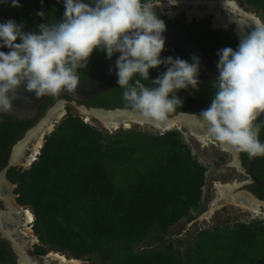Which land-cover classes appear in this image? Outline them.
Wrapping results in <instances>:
<instances>
[{"label":"trees","instance_id":"obj_1","mask_svg":"<svg viewBox=\"0 0 264 264\" xmlns=\"http://www.w3.org/2000/svg\"><path fill=\"white\" fill-rule=\"evenodd\" d=\"M248 2L264 11V0ZM19 3L20 7H12L10 0H0V23L14 20L25 32L38 33L39 25L55 24L64 16V5L55 0ZM40 12L44 16L38 15ZM164 23L197 41L215 64L219 50H235L240 43L233 26L214 29L209 20L187 24L183 15ZM0 50L10 51L7 47ZM161 57L194 62L183 48L171 43H165ZM107 59L105 52L96 50L88 66L78 70L80 79L91 77ZM165 71V65L150 69L149 80L143 83L155 87L151 81ZM198 79V91L189 87L175 93L183 103L171 116L179 111L200 114L210 106L216 84L201 68ZM123 92L117 82L85 103L108 109L130 108ZM61 96H49L41 114ZM34 122L0 113V163ZM58 131H52L47 139L39 164L16 175L23 188L28 185L33 191L28 202L47 235L79 248L81 253L110 254L116 241L138 235L140 229L151 230L153 239L161 240L164 231L200 199L205 168L177 133H119L106 142L100 131L77 117L67 118L61 133ZM260 141L264 143V126ZM241 154L243 164L249 167L250 157ZM254 172L262 185L256 182L249 188L264 198V156H256ZM200 237L185 256L150 245L139 254L129 255L124 264H264L263 230L206 231ZM4 246L0 240V264H9Z\"/></svg>","mask_w":264,"mask_h":264},{"label":"clouds","instance_id":"obj_2","mask_svg":"<svg viewBox=\"0 0 264 264\" xmlns=\"http://www.w3.org/2000/svg\"><path fill=\"white\" fill-rule=\"evenodd\" d=\"M10 3L21 6L19 0ZM94 3L93 7L84 0H64L63 19L39 25L38 33L25 32L14 20L0 23V48L10 49L0 51V113L13 110L22 86L37 97L74 92L80 84L78 70L100 50L108 59L120 53L117 82L131 110L147 124L169 126L183 103L175 93L189 87L199 90V57L194 56L193 63L161 57L166 25L155 15L151 0ZM252 29L240 30L237 49L218 51L215 95L198 115L211 139L250 158L264 156V143L258 138L264 126V22ZM161 65L166 71L151 81L155 87L146 86L143 81L149 80L150 69Z\"/></svg>","mask_w":264,"mask_h":264},{"label":"rangeland","instance_id":"obj_3","mask_svg":"<svg viewBox=\"0 0 264 264\" xmlns=\"http://www.w3.org/2000/svg\"><path fill=\"white\" fill-rule=\"evenodd\" d=\"M156 1H170V0H151V3ZM178 1V0H173ZM245 10L252 11L264 22V11L253 6L248 0H236ZM62 102L66 113L64 117L57 119L51 131L45 134L43 148L37 156V159L28 166L21 164V161L11 163L6 170V179L11 187V196L18 206L29 208L34 214L32 226L33 234L37 237V243L26 244L27 249H31L36 255H48L50 251H57L61 254L78 259L77 264H124L127 257L133 254H139L148 247H153L156 250H163L165 252L176 253L179 252L185 256L187 249L193 246L201 237L200 235L206 231L226 230V232L240 230H255L260 229L264 231V203H259L261 208L259 212H253L250 208H244L229 199L221 200L219 206L215 208L212 213H209L212 204L219 195L216 186L217 181L223 183H232L229 190L231 195H235L241 190H249L248 184L252 182L250 175L235 163V154L233 151L226 149L218 142L205 144L197 133L191 132V126L185 121H182L180 126H174L170 129L157 128L154 125L147 124L143 121H128L126 126L122 124L117 129L108 128L99 117L82 108L83 105L77 101L69 99H57L52 105L48 107L49 110L54 108L57 104ZM88 112V113H86ZM90 116L88 119L87 117ZM177 116V115H176ZM69 117L80 118L84 123L96 128L100 131L104 140L109 139L119 133H147L150 135H163L166 133H177L183 141L190 147L193 156L204 166V181L201 187L200 199L196 205L192 206L187 214H185L179 221L171 225L162 234V239H153L151 230H141L138 235L129 237L126 240H118L115 242V248L110 254L101 252L81 253L80 249L68 244L59 242V238H54L47 235L45 229L37 223L33 206L28 202L32 198V190L30 186L26 185L23 188L21 179L17 178L16 173L28 171L36 167L39 160L44 154L47 139L52 131L59 130L64 125ZM125 125V126H124ZM137 137V136H135ZM36 165V166H35ZM243 166V163L241 162ZM236 183V184H235ZM248 183V184H247ZM260 198V197H259ZM264 199V198H260ZM232 202V203H231ZM262 210V211H261ZM207 213V214H206ZM65 253V254H64ZM111 257V258H110ZM225 262V259H223Z\"/></svg>","mask_w":264,"mask_h":264},{"label":"bare ground","instance_id":"obj_4","mask_svg":"<svg viewBox=\"0 0 264 264\" xmlns=\"http://www.w3.org/2000/svg\"><path fill=\"white\" fill-rule=\"evenodd\" d=\"M169 2L173 4H170ZM169 2H166V4L164 3L161 4L164 11L167 13L173 14L181 9H186L189 14H193V13L203 14L205 12H212L214 13L213 19L216 24L227 23L229 21H238L244 28L243 22L246 20H250L249 24L251 25L253 24L256 25L257 22H263L262 19H260V17L257 16V14L253 13L252 11L245 10L236 0H186V1L184 0L181 2L179 0L178 1L170 0ZM244 30L246 29L244 28ZM61 104L63 103L61 102L60 104H57L54 108H52L51 111L48 113L47 117L44 118L35 128H33L29 132L28 136L22 142L16 145L13 154V159H14L13 161L15 163L16 161H21V164L28 166L30 164H33V162L37 159L38 154L41 153L40 149L43 148L42 147L43 142H45L44 141L45 134L51 131L57 119L61 118L62 116L64 117L66 113V108ZM82 108L84 109V111L85 110L90 111V113L99 117L101 121L108 128L111 129H117L122 124H125L127 126L129 124L128 121L131 120L139 121L143 123V120L136 113H132L128 110H116V111L104 112L96 109H85L84 107ZM87 118L89 119L90 116H88ZM182 121L189 122L184 115L174 116L171 118L169 126L163 129L166 130L174 126H180L181 123H183ZM190 122H192L191 132L197 133V135H199V138L206 145L209 143H214V144L216 143L215 140L211 139L208 136L207 130L205 127L202 126L200 118L191 120ZM231 151H233L234 154L236 153L234 149H231ZM235 163L238 164V166H240L236 154H235ZM233 185L234 184L229 182L223 183L222 181H217L216 186L218 188L219 195L212 204V207L210 208L208 214L212 213L215 210V208L220 205V203L222 202L221 200H224V198H226L227 200L229 199L230 201L244 208L249 207L250 210L252 209V211L255 213L260 211L261 206L259 203H264V201H258L250 196H247L245 193H239V194L236 193L235 195H231L232 193L229 189ZM3 189H4V184L1 182L0 190L2 191ZM12 211L21 213V215L19 214L20 221L17 224V230L15 229L17 235L21 237L20 244H22L23 242H27L25 237H28L31 243H37L38 239L33 234L32 226H30L34 220V214L32 213V211L29 208H24L21 206H17L15 209L12 208ZM9 215H10L9 217L6 216L8 217L7 221L14 223L15 214L9 213ZM8 228L9 226L7 227V230L9 231L10 229ZM21 254H22V258H24L21 264H77L79 261L76 258H69L63 255V253L61 254L60 252L57 251H50L46 257H39V256L35 257V255L34 256L28 255L26 251L21 252Z\"/></svg>","mask_w":264,"mask_h":264},{"label":"water","instance_id":"obj_5","mask_svg":"<svg viewBox=\"0 0 264 264\" xmlns=\"http://www.w3.org/2000/svg\"><path fill=\"white\" fill-rule=\"evenodd\" d=\"M56 1L59 2L60 4L64 5V1H61V0H56ZM179 1L181 2L184 0H179ZM84 2L89 4L90 6H93V7L95 6L94 0H84ZM163 3L166 4V1H156V2L152 3L153 5H155V7L153 9L155 15L157 16L158 19H161V20H163V15L167 14V12L164 11V9L161 5ZM182 11H183V9L178 10L173 14H170V13L169 14L170 15H178V14L182 13ZM185 11L187 13V18L189 21L193 20V19L209 18L211 20V23H212L211 27L214 29L229 28V27L233 26L232 31L234 32L236 39L239 42H240V38H241L240 30L250 32L253 30L252 28L255 26L253 23H252L253 25L249 24L250 20H246L243 22V26L246 29V30H244V28L242 27V25L238 21H229L227 23L216 24L214 19H213L214 13H212V12H205L203 14H197V13L189 14L186 9H185ZM163 35L165 38V43L175 44V45L183 48L192 58L194 56L199 57L200 68L207 74V76L213 81L214 84L218 83L217 77L219 76V71H218L217 66H216L217 64H215L208 57V55L201 48V46L198 44L197 41L193 40L190 36L184 34L183 32H181L177 29L169 28V27H166V31L163 33ZM119 55H120V53H116L113 55L112 59H107V61L91 77H89L87 79H80V84L78 85V88L74 92H71V93L61 92V95H67V96H70V97L75 98V99L86 101V100L92 98L93 96H96L98 94H101L103 92L110 90L118 81V76L116 75V72L118 71V69L116 68L115 64H116V59L118 58ZM19 95H20L21 99L14 101V108L8 114L14 115L20 119L21 118H33V117H35L37 115V113L40 111V108L42 107V105L46 102V100L49 97V96L37 97L34 92L26 91L23 86L21 87V89L19 91ZM83 107L85 109H96V110H100V111H104V112L116 111V110H128V111L134 113L130 108L108 109V108H103V107H88L86 105H83ZM176 115L177 116L184 115L187 118V120L189 121V122H187V121H185V122L190 123V124H188L190 126L192 125V122H190L191 120H195V119L199 118V116H198L199 113L184 112V111L177 112L176 114L171 116V118L176 116ZM262 119H264V118H262ZM36 125L34 127L30 128L28 130V132H26L25 136L22 139H20L17 144L22 142L28 136L29 132L33 128L36 127ZM258 138H259V140L261 139V131H260ZM235 154L237 155V160L239 162V165L241 167H243L241 165L240 153L236 152ZM255 159H256V157L250 158V163H249V168H248L249 171L246 170V168H244V167H243V169H245V171H247V173L250 175L252 182H257V183L262 185L259 178L256 176V174L254 172ZM239 193H245L247 196H250V197H252L258 201H264V199H260L259 197L254 195L249 190H241L240 192H237V194H239ZM26 253L29 254L30 251L26 250ZM37 256L46 257L47 255H37ZM20 264H21V261H20Z\"/></svg>","mask_w":264,"mask_h":264},{"label":"flooded vegetation","instance_id":"obj_6","mask_svg":"<svg viewBox=\"0 0 264 264\" xmlns=\"http://www.w3.org/2000/svg\"><path fill=\"white\" fill-rule=\"evenodd\" d=\"M182 15L184 16V22L187 23V24L191 23L194 20H209L210 24H212L211 20L209 18L193 19V20L189 21L188 18H187V13H186L185 9H183L182 13H180L178 15H170L169 13L164 14L163 15V21L170 22V21H173L174 19H176V18H178L179 16H182ZM61 98L74 100V101H77V102H79L81 104H85L88 107H95V106H89L88 104L85 103V101H82V100H79V99H75V98H72L70 96L68 97V96H64L63 95V96H61V97H59L57 99H61ZM43 105H42V107H43ZM42 107L40 108V111L37 113V115L35 117H33V118H21V119H27V120L34 119L35 122L30 128L34 127L36 124L38 125L44 118L47 117L48 113L50 112V110H49L48 113H47V110H48V108H47L45 110V112L43 114H41ZM18 119H20V118H18ZM28 130L26 132H28ZM26 132L22 135L21 138H19L14 144L11 145V147L8 150V154L6 155L4 160L1 161V163H0V183L2 182L4 184V189L2 191L0 190V240L3 241V243H5L4 247L6 249V254H7L6 256L8 258V263L9 264H20V261L22 263L24 258H22L21 252H25L26 250L30 251V253L28 255H32V256L35 255L32 252L31 249L29 250V249L26 248V244H31V241L28 239V237H25L27 242H23L22 244H20L21 243V240H20L21 237L18 236L16 231H15V229L17 230V224L20 221L21 213H19V212L17 213V212H13L12 211V208L15 209L18 205H17V203L14 200H12V196H11V192H10L11 190L9 189V187H11V186H10L8 180L6 179V170L9 168L11 163L14 162L13 161L14 160L13 159V154H14V151H15L16 144L18 143V141L20 139H22L25 136ZM25 152H26V150H25ZM240 159H241V162H242V154L241 153H240ZM243 167L246 168V170H248V168H249V167H246L244 164H243ZM254 183H256V182H251L250 184L247 183L248 184L247 187L249 188V186L254 184ZM249 191L252 192L257 197H259L258 194L254 190H252L251 188H249ZM9 213H14L15 214L14 223H11V222L7 221V218L10 216ZM6 216H8V217H6ZM7 225L9 226V228H8V229H10L9 231L7 230V227H8ZM13 229H14V231H13ZM36 256H37V254L35 255V257Z\"/></svg>","mask_w":264,"mask_h":264}]
</instances>
